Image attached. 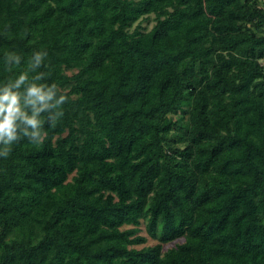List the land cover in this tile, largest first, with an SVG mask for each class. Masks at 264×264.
<instances>
[{
    "label": "trees",
    "instance_id": "16d2710c",
    "mask_svg": "<svg viewBox=\"0 0 264 264\" xmlns=\"http://www.w3.org/2000/svg\"><path fill=\"white\" fill-rule=\"evenodd\" d=\"M35 51L67 99L0 156V264H264V0H0V82Z\"/></svg>",
    "mask_w": 264,
    "mask_h": 264
},
{
    "label": "clouds",
    "instance_id": "9594fccd",
    "mask_svg": "<svg viewBox=\"0 0 264 264\" xmlns=\"http://www.w3.org/2000/svg\"><path fill=\"white\" fill-rule=\"evenodd\" d=\"M47 55L35 51L28 58L26 68L13 73L6 82H0V156L8 157L12 145L22 137L33 143H40L46 133L43 131L48 113V122L55 126L64 115L62 105L67 97L58 94L55 83L47 84L46 73L37 71ZM21 56L15 52L5 54V62L13 68L21 65Z\"/></svg>",
    "mask_w": 264,
    "mask_h": 264
},
{
    "label": "rangeland",
    "instance_id": "374dc122",
    "mask_svg": "<svg viewBox=\"0 0 264 264\" xmlns=\"http://www.w3.org/2000/svg\"><path fill=\"white\" fill-rule=\"evenodd\" d=\"M148 19H149L148 21L142 22L143 23V26L146 28V30L147 29H150L153 26V24H154V20H153V17L152 16H150ZM180 241H181V239H179V240H177L175 242L169 243V244H167V245L164 246V249L169 248V247H172V246L175 245V243H178ZM152 243H153V241L149 240L148 244H152Z\"/></svg>",
    "mask_w": 264,
    "mask_h": 264
}]
</instances>
